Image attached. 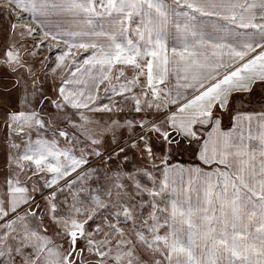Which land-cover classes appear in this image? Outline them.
Returning a JSON list of instances; mask_svg holds the SVG:
<instances>
[{
	"label": "snow or ice",
	"instance_id": "1",
	"mask_svg": "<svg viewBox=\"0 0 264 264\" xmlns=\"http://www.w3.org/2000/svg\"><path fill=\"white\" fill-rule=\"evenodd\" d=\"M0 264H264V0H0Z\"/></svg>",
	"mask_w": 264,
	"mask_h": 264
}]
</instances>
